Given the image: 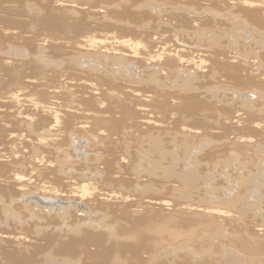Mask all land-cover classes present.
Returning a JSON list of instances; mask_svg holds the SVG:
<instances>
[{
  "label": "rangeland",
  "instance_id": "374dc122",
  "mask_svg": "<svg viewBox=\"0 0 264 264\" xmlns=\"http://www.w3.org/2000/svg\"><path fill=\"white\" fill-rule=\"evenodd\" d=\"M238 1L0 0V229L27 237L0 264H264V17Z\"/></svg>",
  "mask_w": 264,
  "mask_h": 264
},
{
  "label": "bare ground",
  "instance_id": "6f19581e",
  "mask_svg": "<svg viewBox=\"0 0 264 264\" xmlns=\"http://www.w3.org/2000/svg\"><path fill=\"white\" fill-rule=\"evenodd\" d=\"M8 1H14V2H16V5L19 7V8H21V0H8ZM65 2H62L63 4L64 3H68L67 2V0H64ZM237 1V0H236ZM72 3V2H71ZM71 3H69V4H71ZM233 4H235V3H233ZM237 6H234L233 8L234 9H236L237 11L239 10L242 14H244L245 16H247V17H249V18H261V17H264V0H262V1H255V0H240V2L238 1L237 2V4H236ZM237 7V8H236ZM7 8V7H6ZM4 9V8H3ZM70 9V8H69ZM71 10H73V9H71ZM6 11V10H5ZM21 12V11H20ZM6 13V12H5ZM48 13V12H47ZM51 16V15H50ZM53 17L52 18H54V16L55 15H52ZM50 19V18H49ZM0 20L2 21L3 19L2 18H0ZM55 22H51L52 24H53V27H52V29H56V30H60V28L59 27H57V25H60L59 23L60 22H58V20L56 19V20H54ZM3 22V21H2ZM13 26H17V27H19V29H23L24 27H25V25H24V27H23V25L22 24H13ZM61 26V25H60ZM51 28V27H50ZM25 29V28H24ZM125 35H136V33L135 32H133V31H127V32H123ZM137 36V35H136ZM178 37V36H177ZM143 38L144 39H146L145 41L147 42L148 41V39L146 38V36H143ZM142 38V39H143ZM183 40V39H182ZM133 41H131V39H127V40H125V41H123V43H132ZM164 42H171L170 40H167V41H164ZM163 41H161L160 43L161 44H163L164 46L163 47H165L164 49H167L166 48V46L167 45H169V44H171V43H164ZM139 43V42H138ZM153 42H151V41H149V45L152 47L153 46V44H152ZM156 43H158V42H156ZM173 43V46L174 47H176L173 51L175 52V53H177L178 55L180 54V55H184L183 54V52H182V50H183V48H181V47H179V43H181V42H177L178 44H174L175 42H172ZM180 48V49H179ZM182 49V50H181ZM205 50H206V48H205ZM200 53V52H199ZM203 53V52H202ZM213 54H216V52H214L213 51ZM196 55V54H195ZM202 55V58H201V62H203L204 64L205 63H207V64H211V63H213V62H215L214 60H213V57L215 56L216 57V55H214V56H208L207 54H201ZM214 57V58H215ZM200 58V57H199ZM198 58V59H199ZM217 58V57H216ZM225 59H227V58H225ZM217 61V60H216ZM227 62V61H226ZM232 62H234V65L236 64V65H239V62L238 61H232ZM202 64V63H201ZM207 64H205V65H207ZM217 65H219V63L217 64ZM202 66H203V64H202ZM204 67V66H203ZM256 125V124H255ZM257 132V131H256ZM41 142V141H40ZM38 160V159H37ZM44 161V160H43ZM39 162V161H38ZM34 163V162H33ZM36 168V167H35ZM36 169H39L38 167L36 168ZM40 172V171H39ZM17 176V175H16ZM18 177V176H17ZM15 178V177H14ZM26 178V177H25ZM15 180H18L19 182H21V181H24V179L21 177H18L17 179H15ZM26 181V180H25ZM29 185V184H28ZM88 185V184H87ZM21 186V185H20ZM23 186V185H22ZM26 186V185H25ZM43 186V185H42ZM50 186V185H49ZM86 186V185H85ZM27 187V186H26ZM33 188H37L38 186L35 184L34 186H32ZM88 187V186H87ZM90 187V186H89ZM25 188V187H24ZM45 187H42V189L41 190H43ZM84 187H82V189H83ZM91 188V187H90ZM30 189V188H29ZM47 189V190H46ZM46 193H50L51 191H48V189L49 190H53V187H47V185H46ZM73 189V188H72ZM28 190V189H27ZM40 190V191H41ZM44 191V190H43ZM55 191V190H54ZM82 191V190H81ZM85 191V190H84ZM83 191V192H84ZM29 192V191H28ZM36 192V191H35ZM38 192V191H37ZM86 192V191H85ZM41 193H42V191H41ZM52 193V192H51ZM50 193V195H52V194H54V193H52L51 194ZM58 193V192H57ZM82 193V192H81ZM40 194V193H39ZM44 194V192L42 193V195ZM56 194V193H55ZM54 194V196H56ZM49 195V196H50ZM82 195V194H81ZM45 196V195H44ZM53 196V197H54ZM84 196V195H83ZM107 196H109V195H107ZM110 197L112 198V199H119L120 197L121 198H124V197H122L121 195H119V194H110ZM127 198V197H126ZM42 199V198H41ZM36 202V201H35ZM158 204H160V206L161 205H163V202H159ZM30 206H28L27 208H29ZM215 210V209H214ZM220 210V209H219ZM218 210V211H219ZM217 211V212H218ZM216 212V211H215ZM214 212V213H215ZM217 212H216V214H217ZM218 213H220L219 215H221L222 213L219 211ZM10 231V230H9ZM151 231H152V233L155 235V236H157V237H160L161 236V234H166V233H168V235H169V237L171 238V239H177V238H179V237H182V236H184V235H182V234H180V233H178L174 228H173V226H172V223L170 222V221H168V222H163V223H158V224H152L151 225ZM8 231L7 230H5V229H0V239H2L5 243L6 242H8L7 240H11V241H13V243L14 244H16V245H18L19 247H21V246H24L25 244V242H24V240H27L26 238V236L25 235H21V234H9V233H7ZM250 235L253 237V235H255V234H253V233H250ZM188 236V235H187ZM28 238H30V237H28ZM14 241H17V243H15ZM24 242V243H23ZM3 243V242H2ZM27 243V242H26ZM25 247H26V245H25ZM28 247V246H27ZM22 248V247H21ZM245 248L246 249H248V250H253V251H262L261 249H260V247L258 246V245H255V246H253V247H249V246H247V245H245ZM23 249V248H22ZM19 250V249H18ZM10 253V252H9ZM9 253H8V255H9ZM15 253V252H14ZM9 258V257H8ZM13 258V257H12ZM24 259V258H23ZM22 259V260H23ZM21 260V261H22ZM5 261V260H4ZM7 261V260H6ZM5 261V262H6ZM11 261H13V260H11ZM20 261V262H21ZM24 261V260H23ZM29 261V260H28ZM17 262V261H16ZM23 264V263H22Z\"/></svg>",
  "mask_w": 264,
  "mask_h": 264
}]
</instances>
